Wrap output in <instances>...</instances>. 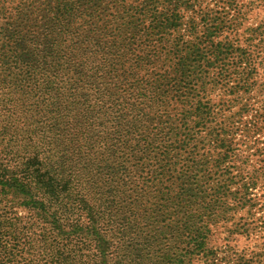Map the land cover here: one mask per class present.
I'll use <instances>...</instances> for the list:
<instances>
[{
	"label": "trees",
	"instance_id": "obj_1",
	"mask_svg": "<svg viewBox=\"0 0 264 264\" xmlns=\"http://www.w3.org/2000/svg\"><path fill=\"white\" fill-rule=\"evenodd\" d=\"M243 20L236 0H0V264L219 263L212 227L264 176L231 165L240 125L264 137V22L241 42Z\"/></svg>",
	"mask_w": 264,
	"mask_h": 264
},
{
	"label": "rangeland",
	"instance_id": "obj_2",
	"mask_svg": "<svg viewBox=\"0 0 264 264\" xmlns=\"http://www.w3.org/2000/svg\"><path fill=\"white\" fill-rule=\"evenodd\" d=\"M236 1L244 13V20L233 38L244 42L249 29L264 22V0ZM205 4L207 3L203 6ZM249 121V117L244 120L246 123ZM244 129V125H240L237 134L234 135L239 150H237L238 156L231 160V165L234 166L233 175L246 181L245 178L248 177L246 175H249L253 169L264 166V157L259 158L260 156L256 155L257 150L264 149V137L262 135L245 137ZM243 160L249 167L248 172L245 173L239 170L240 162ZM233 189L238 191L239 186ZM248 198H251V202L237 207L228 221H221L212 227L208 246L216 254L218 264H234L238 259L249 261L255 259L259 253H264V176H259L257 185L249 191ZM196 260L193 264H204V261Z\"/></svg>",
	"mask_w": 264,
	"mask_h": 264
}]
</instances>
